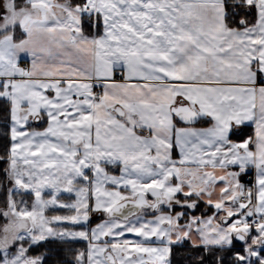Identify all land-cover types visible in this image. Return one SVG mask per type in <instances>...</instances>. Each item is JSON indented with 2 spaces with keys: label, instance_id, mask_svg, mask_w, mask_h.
Wrapping results in <instances>:
<instances>
[{
  "label": "snow or ice",
  "instance_id": "snow-or-ice-1",
  "mask_svg": "<svg viewBox=\"0 0 264 264\" xmlns=\"http://www.w3.org/2000/svg\"><path fill=\"white\" fill-rule=\"evenodd\" d=\"M0 264H264V0H0Z\"/></svg>",
  "mask_w": 264,
  "mask_h": 264
}]
</instances>
